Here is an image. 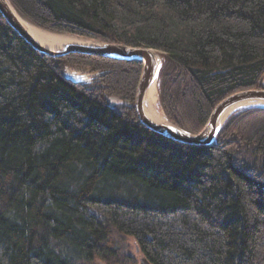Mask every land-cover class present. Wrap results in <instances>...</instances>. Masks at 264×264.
Segmentation results:
<instances>
[{"label":"trees","instance_id":"1","mask_svg":"<svg viewBox=\"0 0 264 264\" xmlns=\"http://www.w3.org/2000/svg\"><path fill=\"white\" fill-rule=\"evenodd\" d=\"M9 2L50 33L161 52L159 108L190 134L264 88V0ZM140 75L43 55L0 16V264H135L122 239L147 264H264V108L183 145L139 123Z\"/></svg>","mask_w":264,"mask_h":264},{"label":"water","instance_id":"2","mask_svg":"<svg viewBox=\"0 0 264 264\" xmlns=\"http://www.w3.org/2000/svg\"><path fill=\"white\" fill-rule=\"evenodd\" d=\"M0 16L35 51L48 57L62 58L69 54H76L114 61L139 62L142 70L134 101L136 116L143 127L170 141L193 147H209L214 143L219 130L232 114L242 108H264V88L248 90L228 96L221 101L212 110L206 124L197 134H190L175 126L167 119L166 124H155L145 114L144 99L149 88L157 82L161 66L159 51L145 47L134 48L120 44L100 43L88 39L81 41L84 38L70 35H57L61 40L54 44L53 48H49L39 44L28 34L23 23H29L17 14L9 0H0ZM141 264H147V262L143 260Z\"/></svg>","mask_w":264,"mask_h":264},{"label":"bare ground","instance_id":"3","mask_svg":"<svg viewBox=\"0 0 264 264\" xmlns=\"http://www.w3.org/2000/svg\"><path fill=\"white\" fill-rule=\"evenodd\" d=\"M23 26L25 30L28 32V34L36 42H38L39 44L43 46L53 48L52 46L58 43L59 40H61V38L58 37L57 35L46 33L27 23L26 24L23 23ZM84 40L85 39H81V41H84ZM243 107H246V106H243ZM144 109H145V114L149 120L159 125L166 124L167 120L159 109L156 84H153L147 91V94L144 99Z\"/></svg>","mask_w":264,"mask_h":264},{"label":"rangeland","instance_id":"4","mask_svg":"<svg viewBox=\"0 0 264 264\" xmlns=\"http://www.w3.org/2000/svg\"><path fill=\"white\" fill-rule=\"evenodd\" d=\"M27 22V21H26ZM30 24V23H29ZM31 25V24H30ZM33 26V25H32ZM35 27V26H34ZM39 29V28H38ZM42 30V29H40ZM44 31V30H42ZM46 33H49V34H53L55 35L54 33H50V32H47V31H44ZM56 35H61V34H56ZM72 36V35H70ZM77 37V36H75ZM92 41H95V40H92ZM95 42H98V41H95ZM101 43V42H100ZM161 52H160V59H161ZM161 61V60H160ZM141 70H142V67H141ZM157 91V90H156ZM136 95V94H135ZM158 98V97H157ZM160 109V108H159ZM244 108H242L241 110H243ZM161 111V110H160ZM162 112V111H161ZM238 112V111H237ZM163 113V112H162ZM164 115V114H163ZM123 241L121 242L122 245L120 246V249L125 252V253H128L129 256H131V258L133 259V263L135 264H141V261L144 260V258H142V256L138 254V251L136 249V246L134 245V243L132 242V240L130 239H122ZM127 242V243H126ZM123 263V262H122ZM98 264H103V263H98Z\"/></svg>","mask_w":264,"mask_h":264}]
</instances>
